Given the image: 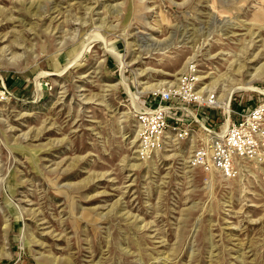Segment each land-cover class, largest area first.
Returning a JSON list of instances; mask_svg holds the SVG:
<instances>
[{
    "label": "rangeland",
    "instance_id": "1",
    "mask_svg": "<svg viewBox=\"0 0 264 264\" xmlns=\"http://www.w3.org/2000/svg\"><path fill=\"white\" fill-rule=\"evenodd\" d=\"M183 80L193 138L141 152ZM260 100L264 0H0V264H264V160H190Z\"/></svg>",
    "mask_w": 264,
    "mask_h": 264
},
{
    "label": "built area",
    "instance_id": "2",
    "mask_svg": "<svg viewBox=\"0 0 264 264\" xmlns=\"http://www.w3.org/2000/svg\"><path fill=\"white\" fill-rule=\"evenodd\" d=\"M192 84L183 80L177 91L158 90L153 103L136 110V135L141 152L151 153L193 138L192 118L183 110L178 113L173 103L181 99L174 94H180V89L188 92ZM233 112V117L219 132L210 130L208 136L200 137L195 143L191 150L192 165L231 177L244 161L264 160V100Z\"/></svg>",
    "mask_w": 264,
    "mask_h": 264
},
{
    "label": "bare ground",
    "instance_id": "3",
    "mask_svg": "<svg viewBox=\"0 0 264 264\" xmlns=\"http://www.w3.org/2000/svg\"><path fill=\"white\" fill-rule=\"evenodd\" d=\"M155 43V42H154ZM158 43V42H157ZM259 69H257V71H258ZM252 74V73H251ZM250 79H249V81H251V80H253L255 77H256V74L254 73V74H252V75H250ZM250 84H246L245 86H243V88H246V87H250L249 86ZM195 93H199V91L197 90V91H194ZM214 93V90H210L209 91V95L207 96V97H205V99H204V96L202 97V99L203 100H207L208 102H213V103H216V104H220V103H222V105H223V107L224 108H226L228 111H229V99H230V94H229V97L227 96V97H224V98H221V97H218V98H216V95L215 94H213ZM199 95V94H198Z\"/></svg>",
    "mask_w": 264,
    "mask_h": 264
}]
</instances>
